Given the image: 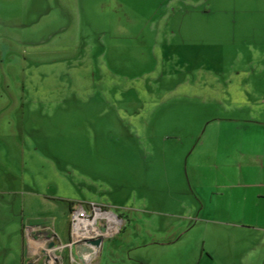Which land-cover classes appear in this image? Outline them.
I'll return each instance as SVG.
<instances>
[{"label": "rangeland", "instance_id": "1", "mask_svg": "<svg viewBox=\"0 0 264 264\" xmlns=\"http://www.w3.org/2000/svg\"><path fill=\"white\" fill-rule=\"evenodd\" d=\"M255 1L0 0V264L24 257L31 219L48 225L31 257L86 264L68 201L115 214L144 197L180 214L183 181L212 176L193 163L229 112L230 71L251 57ZM193 251L188 237L146 260L192 264Z\"/></svg>", "mask_w": 264, "mask_h": 264}, {"label": "crops", "instance_id": "2", "mask_svg": "<svg viewBox=\"0 0 264 264\" xmlns=\"http://www.w3.org/2000/svg\"><path fill=\"white\" fill-rule=\"evenodd\" d=\"M253 5L263 17L254 20L251 57L243 53L238 58L242 65L230 71L236 77H229L223 90L229 112L214 123L220 129L207 136L210 146L193 163V170L209 165L212 176L197 179L194 173L183 181L188 197L181 200L177 192L180 214L170 213L163 204L153 210L144 197L138 202L135 197L131 204L115 203L114 214L104 204L111 202L92 199L110 212L105 236L112 237L101 247L85 242L89 235L98 234L97 226H105L103 220L89 224L87 235L75 234V240L82 238L77 244L92 246V252L83 255V263L157 264L146 259L179 251L182 241L190 237L194 261L197 256L192 264H201L204 252L206 264H264V0ZM74 203L68 201V225ZM29 221L26 231L30 234L21 240L24 257L19 264H42L31 252L48 242L44 237L47 221ZM36 232L41 234L39 239ZM55 238L54 234L51 239ZM57 262L55 257L46 264Z\"/></svg>", "mask_w": 264, "mask_h": 264}, {"label": "built area", "instance_id": "3", "mask_svg": "<svg viewBox=\"0 0 264 264\" xmlns=\"http://www.w3.org/2000/svg\"><path fill=\"white\" fill-rule=\"evenodd\" d=\"M85 205L84 203H75L72 207L70 213V220H71V242L72 244H77L82 240H75V234L77 233H87L89 230V224L92 222L97 223V221H104L105 226H97L98 234L95 236H88L86 240L96 239L98 237H105L106 228L108 227V221L106 220L107 214L110 212L105 209L104 205H101L96 202H88ZM88 207V208H86ZM112 212V211H111ZM113 213V212H112ZM111 213V214H112ZM103 229V230H102Z\"/></svg>", "mask_w": 264, "mask_h": 264}, {"label": "water", "instance_id": "4", "mask_svg": "<svg viewBox=\"0 0 264 264\" xmlns=\"http://www.w3.org/2000/svg\"><path fill=\"white\" fill-rule=\"evenodd\" d=\"M85 242L88 244H91V245L101 247V245L103 243V237H98L97 239L86 240ZM52 245L53 244L50 243L49 247H51ZM75 252H76L77 258L83 263V255H85L87 253H91L92 252V246H88L84 243L83 244H77L75 246ZM28 264H31V263H28Z\"/></svg>", "mask_w": 264, "mask_h": 264}, {"label": "bare ground", "instance_id": "5", "mask_svg": "<svg viewBox=\"0 0 264 264\" xmlns=\"http://www.w3.org/2000/svg\"><path fill=\"white\" fill-rule=\"evenodd\" d=\"M113 218L115 219V217H113ZM114 219H113V220H114ZM109 224H110V223H109ZM90 226H91V225H90ZM89 228H90V227H89ZM112 228H113V227H112ZM89 230H90V229H89ZM78 234H79V233H78ZM85 235H87V234H85ZM96 239H97V238H96Z\"/></svg>", "mask_w": 264, "mask_h": 264}, {"label": "trees", "instance_id": "6", "mask_svg": "<svg viewBox=\"0 0 264 264\" xmlns=\"http://www.w3.org/2000/svg\"><path fill=\"white\" fill-rule=\"evenodd\" d=\"M69 205H72V203H69ZM71 209V208H70Z\"/></svg>", "mask_w": 264, "mask_h": 264}]
</instances>
